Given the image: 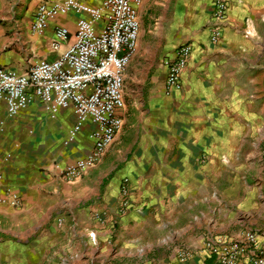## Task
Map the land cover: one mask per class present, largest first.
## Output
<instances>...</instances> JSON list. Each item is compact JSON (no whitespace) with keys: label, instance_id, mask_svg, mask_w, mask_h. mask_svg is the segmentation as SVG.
<instances>
[{"label":"crops","instance_id":"obj_1","mask_svg":"<svg viewBox=\"0 0 264 264\" xmlns=\"http://www.w3.org/2000/svg\"><path fill=\"white\" fill-rule=\"evenodd\" d=\"M50 1L15 2L21 15L0 23L1 67L25 73L34 61L55 58L50 45L58 27L73 39L81 17L76 14L60 15L42 33L33 32L38 7ZM78 1L92 7L103 2ZM213 1L195 0L194 17L207 9L198 26L177 9L171 36L142 65L140 37L164 36L159 23L153 24L155 2L143 0L138 46L118 112L123 127L98 164L75 182L62 181L57 166L88 154L94 125L86 123L70 142L79 125L73 109L52 115L35 99L10 116L0 103V264H218L207 242L236 241L250 230L264 245L261 188L258 193L235 187L236 198L224 202V210L209 193L212 170L222 184H247L244 176L226 171L236 170L248 141L258 146L264 138V0H228L218 43L209 40ZM187 42L193 52L184 89L167 93L163 61ZM135 66L153 72L150 84L156 85L147 97L130 96ZM125 180L129 206L122 210ZM185 250L192 259L180 258Z\"/></svg>","mask_w":264,"mask_h":264},{"label":"built area","instance_id":"obj_2","mask_svg":"<svg viewBox=\"0 0 264 264\" xmlns=\"http://www.w3.org/2000/svg\"><path fill=\"white\" fill-rule=\"evenodd\" d=\"M141 3L142 0H103L99 7H92L78 0L43 2L36 11L33 32L42 33L47 23L60 15L76 14L81 17L73 39L66 28L58 27L50 45L55 58L38 60L25 73L0 66V103L5 105L10 116H16L39 99L52 115L62 109H73L79 125L70 132V142L86 123L94 125L88 154L67 166H57L58 176L64 182L81 179L97 165L123 127L118 112L124 105L126 70L140 37L138 7ZM228 8V0L213 1L209 28L211 43H218L222 38ZM192 52L191 44H183L173 57L164 59L167 93L184 89L183 76ZM128 194V180H125L121 187L122 210L129 206ZM9 197L12 205L19 204L15 195ZM58 221L62 224V219ZM258 237L250 230L236 241L214 239L206 246L218 264L240 261L264 264V245L258 246ZM192 257L190 251L180 253L183 261Z\"/></svg>","mask_w":264,"mask_h":264},{"label":"rangeland","instance_id":"obj_3","mask_svg":"<svg viewBox=\"0 0 264 264\" xmlns=\"http://www.w3.org/2000/svg\"><path fill=\"white\" fill-rule=\"evenodd\" d=\"M16 1L18 0H0V23L5 22V17H13L15 19L21 15L18 13V5H16ZM152 2H155L156 5L155 9L153 10V24L156 22L159 23V26L164 30V36L163 40H161L159 35L160 32L157 33L155 31L156 33L147 32L144 36L140 37V46L142 52L145 55L143 59L140 60L142 65H146L150 61L151 54L155 52V49H157V46L160 43H163L164 45L166 43V39L171 36L172 26L177 23V9L182 11V13L184 12L182 19H185L188 23L191 21L194 25L196 24L198 26V24L202 23L206 19V7H204L202 11H199L196 17H194L192 14L195 0H150V3ZM6 7H8V10ZM199 29L200 28L197 30ZM152 31L154 32V30ZM177 35L178 32H176L171 37V40H173V38H175ZM183 44H189V42ZM30 59L32 58L28 56L27 60ZM35 62L36 61H34V63ZM152 75L153 72H148L147 69L143 67L140 72L136 71L135 66V68L131 70L130 74L131 81L129 82L128 86L130 96H135L139 92L143 97H147L149 92L153 90L154 86L156 85V82H154V84H150ZM155 78L156 75L154 80ZM262 126L264 127V124ZM253 143H256V141L251 140L246 144V153L244 152L242 154V160L237 162L236 170L226 171V174L230 176H234V174H236L238 178L244 176L246 178L245 180L247 181V184H244L243 181H237L238 186H235V183L231 185L222 184L219 180H215L216 178H219V176L216 175L217 172L212 170L211 177L214 180H211L209 193L212 195V197H215L214 200L216 201H212L213 204L217 205L218 202L221 201L220 208L222 210H224V202L232 201L236 198V191L234 190L235 187L248 189L250 192L258 193L261 188V190L264 192V138H260L258 141V146H254Z\"/></svg>","mask_w":264,"mask_h":264}]
</instances>
